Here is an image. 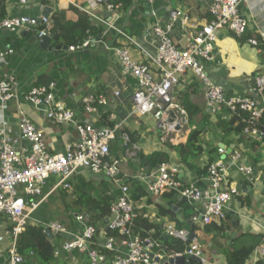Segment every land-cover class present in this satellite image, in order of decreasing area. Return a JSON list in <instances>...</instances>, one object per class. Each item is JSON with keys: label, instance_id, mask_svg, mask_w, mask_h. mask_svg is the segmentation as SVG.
<instances>
[{"label": "built area", "instance_id": "built-area-1", "mask_svg": "<svg viewBox=\"0 0 264 264\" xmlns=\"http://www.w3.org/2000/svg\"><path fill=\"white\" fill-rule=\"evenodd\" d=\"M155 4L157 0H140ZM250 0H214L209 7L210 19L195 35L191 36L185 47L177 46L170 37L171 31L178 20L187 22L188 14L177 11L172 14L168 24H155L153 32L160 37L161 44L156 52L144 49L134 38L126 34L115 24L119 16L121 4L111 0H89L88 5L80 6L94 21L107 26L108 31H115L125 42L114 46L122 72L134 78L137 88L132 94L133 109L128 117L148 118L160 132L163 143L178 145L183 143L193 128L187 109L176 99L173 88L187 75L198 78L207 102V111L216 115L229 109L232 116L240 111L251 115L250 126L245 127L243 136L264 137L259 129L258 120L263 117L264 106L260 105L255 96L264 92V72H260L253 83L252 92L248 96H231L223 84L214 81L208 66L215 59V47L218 33L227 30L237 37L247 32L248 22L241 13V6ZM23 5L30 0H19ZM99 5L113 12L110 20H104L93 10ZM53 20L46 16L6 15L0 18V31L17 34L23 30L33 31L35 36L49 34ZM92 39L82 44L70 46L68 50L84 49ZM249 43L259 47V40L251 37ZM131 46L138 51L136 55ZM14 53V49L0 51V60ZM55 82L48 85H34L25 99L35 109L44 113L45 117L57 124L75 122V111L59 101L54 93ZM116 96L120 92L115 93ZM13 81L0 74V109L12 99ZM87 112H96L99 106H106L108 100L103 95L88 94L83 98ZM124 122L115 126L96 127L91 122L78 124V139L66 145L64 153H51L44 139V133L25 114H21L19 132L14 134L5 119L0 120V215L11 218L13 225L0 236L11 240L8 248L10 264H24L26 258L17 250V241L32 214L52 196L58 189L70 191V180L79 171L89 170L94 174L110 178L120 186V192L111 205L110 216L104 228L92 224L85 214H76L75 220L80 225L72 230L59 220L52 221L48 227L61 239V245L55 250L56 257L71 252L86 253L89 264H104L107 260L106 251L113 252L112 264H159L153 254L161 258L172 256H194L200 264H208L206 251L197 240L189 241L191 231L178 227L172 222L164 226L165 233L174 240L186 244L182 253L169 254L164 244L148 235V232L135 230V219L138 217V206L130 194L129 185L120 172L121 157L113 154L112 141L120 136L130 158L137 152L138 145L131 142L128 133L123 131ZM222 158L208 163L207 180L209 188L203 189L196 182L183 184L177 180V169L168 161H163L148 174H140L137 180L146 186L147 197H161L168 191L175 190L188 203L195 207L191 222L210 226L221 225L227 220L228 206L239 194V189L229 179V168L237 166L247 180H253L254 168L251 165L239 164L240 152L235 151L229 159L226 148L219 147ZM258 247V246H257ZM256 252L259 253L258 248ZM161 249V253L153 250ZM188 248V250H187ZM261 253V251H260ZM31 254H33L31 252Z\"/></svg>", "mask_w": 264, "mask_h": 264}, {"label": "crops", "instance_id": "crops-1", "mask_svg": "<svg viewBox=\"0 0 264 264\" xmlns=\"http://www.w3.org/2000/svg\"><path fill=\"white\" fill-rule=\"evenodd\" d=\"M88 1L30 0L28 4L23 5L19 0H10L7 4V15L42 16L43 6H49L53 8L51 17L58 11H64L67 20L76 21L79 18V12H82L80 6L88 5ZM213 1L157 0L155 4H149L133 0L131 6L121 7L118 10L119 18L115 24L144 49L154 53L161 44L160 37L152 31L155 24L165 26L170 22L174 10L182 11L188 14V20L187 22L178 20L170 37L177 46L185 47L189 44L191 36L198 33L209 21L211 17L209 7ZM93 11L106 21L114 16V14L111 16V13L104 16L109 12L104 5H99ZM241 13L248 22L246 34L237 37L227 30H221L218 33L215 59L208 66V73L214 81L224 85L229 95L244 97L251 94L254 78L260 72H264V49L249 43L252 36H257L261 38L264 45V0H250L241 6ZM93 22L102 26L104 31L96 34L88 47L76 51H70L68 48L64 50L62 44L54 45L53 39L51 46L63 47L54 51L45 50L39 45L38 39H33L35 37L33 31L23 30L17 34L0 31V51L14 49L13 54L0 60V74L13 81L14 93L4 109H0V120L5 119L8 127L17 134L21 114L27 115L44 133L45 142L51 153H64L66 145L78 139L76 130L78 124L91 122L96 127H104L124 122V130L133 133L137 138L134 144H137L139 148L137 152H134L136 157L132 160V164L127 161L130 157L126 156L120 136H117L111 144L113 154L121 157V171L125 177L133 175V180H137V176L143 174L138 166L141 164V160H138L139 153L164 152L168 156V163L178 171L177 180L183 184L196 182L203 189H207L209 188L207 173L201 172V168L211 161L222 158L223 155H219L217 150L219 147L226 148L227 159L232 153L239 151L241 155L239 164L251 165L254 168V178L247 180L235 165L229 168V179L239 189V194L228 206L227 221L231 224V229L222 230L217 224L194 225L191 217H186V206L192 204L187 201L182 202L184 198L177 192L175 193L180 199L179 202L175 200L171 203L172 198L166 195L154 198L145 196L137 202V206L138 209L143 210L144 217L155 225L152 230L146 232L162 244H164L162 237L168 238L164 226L169 222L178 227L187 228L191 233L194 231L197 234V240L205 248L208 264H228L227 252L231 245L241 247L244 244H251L255 241L252 234L262 235L261 243L257 247L259 253L255 249L247 264L259 262L264 264V143L262 139L259 136L245 137L241 133L222 131L217 124L218 114L213 115L207 111L206 97L198 78L187 75L173 88V94L182 105L184 102H189L195 106L197 112L193 115L191 127L202 131L203 153L197 160H191L200 172L183 164L178 151L172 147L176 145L163 143L160 140V132L150 119L128 117L133 109L132 94L137 88V82L122 72L118 58L112 50L114 46L121 45L125 40L115 31H108L106 25L94 20ZM97 37H99L98 40ZM131 47L138 55L137 48ZM51 82L56 83L54 90L56 98L75 111V122L54 123L25 99L32 86L48 85ZM117 91L120 92L119 96L115 95ZM88 94L103 95L107 98L108 104L99 106L96 112L89 113L83 104V98ZM255 98L260 105L264 106V92L256 94ZM225 111L224 109L222 113H219L223 118L233 117L231 113L227 114ZM188 138L189 136L183 143H186ZM152 170L150 169L148 173ZM80 179L92 181L96 195L104 191L106 187L107 191L109 190L108 195H115V199L120 192V186L104 174H94L89 170L79 171L70 180L72 189L67 191L60 188L47 198L32 214L30 224L43 227L54 220H59L72 230L78 229L80 225L76 222L75 215L88 211L85 208L73 207L71 204L74 186ZM62 190L67 192L66 198L62 197L60 192ZM168 209L171 212H168ZM232 213H236L237 218ZM106 221L96 225L104 228ZM12 225L13 222L9 216L0 215V236H4ZM193 227L194 230H192ZM233 232H237V235L228 241L227 236ZM50 243L56 245L58 249L61 239L56 236L55 243L53 244L51 239ZM10 244L11 240L8 237L0 241V264H10L8 256ZM153 251L154 253L162 252L159 248ZM58 259L63 260V264H89L86 253L75 251L56 257V263ZM111 260L108 259L104 264H112ZM26 262L24 264H32Z\"/></svg>", "mask_w": 264, "mask_h": 264}, {"label": "trees", "instance_id": "trees-1", "mask_svg": "<svg viewBox=\"0 0 264 264\" xmlns=\"http://www.w3.org/2000/svg\"><path fill=\"white\" fill-rule=\"evenodd\" d=\"M10 0H0V18L7 15V4ZM114 4H121V7L131 6L133 0H111ZM73 7V6H71ZM74 8V7H73ZM53 20V26L49 31L52 36L54 45L62 44L69 48L70 46H76L82 44L87 39H92L96 34L104 31L102 26L96 25L92 18L85 12H79V18L76 21H69L66 19L64 11H58L51 17ZM259 40V47L263 50L264 45L260 37L252 36ZM184 107L187 109L190 122L193 120V115H195V106L189 102L183 103ZM182 105V106H183ZM227 114H230L229 109H225ZM251 115L249 112L240 111L232 118H223L221 114L217 115V124L224 132L231 133H242L245 127L250 126ZM259 129L264 131V114L263 117L258 120ZM124 132L128 133L123 129ZM132 143L137 141L133 133H128ZM202 131L200 129H193L189 135L186 143H180L176 146L179 153L180 159L183 164L190 166L191 168L197 170L199 169L191 160H197L203 153V147L201 144ZM264 143V137H260ZM139 158L141 160V165H146L149 169H155L163 161H168V156L164 152H153L150 154L139 153ZM133 158H128V162L132 164ZM121 166V164H120ZM121 168V167H120ZM208 166L201 168V172L207 173ZM118 177H123L126 179L127 185H129L130 194L134 202L140 201L143 197L147 196V190L144 183L139 180H133L132 176H126L121 171ZM107 187L104 191H100L96 195L95 187L92 181H85L80 179L79 182L74 186L72 193V206L76 208H85L87 213H84L88 220L92 224H103L106 219L110 216L111 205L115 201V195H108ZM62 197L66 198L68 196L66 191H60ZM175 190L168 191L165 195L166 197L174 198L172 201L179 202L180 199L176 196ZM186 202V199H182V202ZM162 209V208H160ZM186 217H192L195 214V207L193 205L186 206ZM138 217L135 219V230L144 232L152 230L155 225H153L148 218L144 217L142 209H137ZM166 212V211H165ZM168 212H171L168 209ZM222 230L231 229V224L229 221L223 222L219 225ZM182 227V226H181ZM144 230V231H143ZM254 237V242L251 244H244L241 247H236L231 245L227 252V262L228 264H247L251 255L253 254L255 248L260 245L262 235L252 234ZM166 246L165 251L169 254L182 253L185 250L186 244L181 241L174 240L173 238L161 239ZM56 245L50 243L49 236L44 231L41 225L28 224L25 231L19 235L17 241V250L26 259V263L32 264H57L55 257ZM33 253V255L31 254ZM108 259H112L113 252L106 251ZM32 255V256H31ZM186 264H199L196 260L189 259ZM258 264H262L259 262Z\"/></svg>", "mask_w": 264, "mask_h": 264}, {"label": "water", "instance_id": "water-1", "mask_svg": "<svg viewBox=\"0 0 264 264\" xmlns=\"http://www.w3.org/2000/svg\"><path fill=\"white\" fill-rule=\"evenodd\" d=\"M52 12H53V8L49 7V6H43L42 8V16H46L48 18H51L52 16ZM177 11L174 10L173 14L176 13ZM111 13V16L113 15V12H107L104 16H106L107 14H110ZM35 40L38 39L39 41V45L41 46V48L45 49V50H49V51H54L55 49L59 50L61 49L63 46H51V40H52V36L50 34L48 35H45V36H42V37H39L37 38L36 36L33 38ZM99 39V37H97V40ZM63 49H67L66 46L63 47ZM234 214V217L237 218V214L236 213H232ZM236 223V221L234 222ZM43 228H44V231L47 233V235L49 236V238L51 239L52 243L54 244L55 243V234L51 231V229L46 226V225H43ZM192 230H194V227L192 228ZM235 235H237V232H233L232 234L228 235L227 236V240L230 241ZM197 239V234L193 231L190 235V239L189 241L192 242L193 240ZM188 250V248H187ZM154 260L156 262H158L159 264H186L189 259H193V260H196L199 264H200V259L199 258H196L194 256H191L190 258H186L185 256H172V257H169V258H161L160 256L156 255V254H153L152 255Z\"/></svg>", "mask_w": 264, "mask_h": 264}, {"label": "rangeland", "instance_id": "rangeland-1", "mask_svg": "<svg viewBox=\"0 0 264 264\" xmlns=\"http://www.w3.org/2000/svg\"><path fill=\"white\" fill-rule=\"evenodd\" d=\"M136 157V154L132 155V158L134 159ZM138 160H140L138 155ZM132 161V160H131ZM139 162V161H138ZM139 168H141L142 173L148 174L149 168L145 167L144 165L138 164ZM59 260V259H58ZM57 264H63V260H59Z\"/></svg>", "mask_w": 264, "mask_h": 264}]
</instances>
